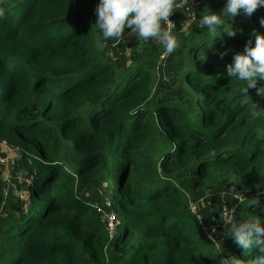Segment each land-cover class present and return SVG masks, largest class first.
Masks as SVG:
<instances>
[{
	"label": "trees",
	"instance_id": "16d2710c",
	"mask_svg": "<svg viewBox=\"0 0 264 264\" xmlns=\"http://www.w3.org/2000/svg\"><path fill=\"white\" fill-rule=\"evenodd\" d=\"M225 2L172 16L181 41L165 59L176 86L165 92L154 74L163 46L152 38L131 48L113 39L123 60L98 47V0H0V139L34 170L26 206L11 195L0 214V264H219L224 254L248 264L256 255L224 235L220 195L230 191L234 220L260 215L247 201L264 188L255 183L264 175V96L241 95L226 66L252 29L264 34V8L229 19L234 36H209L196 21ZM243 189L248 198L233 196ZM206 193L198 221L188 199ZM85 194L109 195L121 229L114 240Z\"/></svg>",
	"mask_w": 264,
	"mask_h": 264
},
{
	"label": "clouds",
	"instance_id": "9594fccd",
	"mask_svg": "<svg viewBox=\"0 0 264 264\" xmlns=\"http://www.w3.org/2000/svg\"><path fill=\"white\" fill-rule=\"evenodd\" d=\"M178 1L98 0V4L94 8L96 15L94 24L99 29L103 41L98 44V47L103 49L109 39L118 41L125 35V29H128L127 34H134L140 41H147L149 38L158 40L163 46L161 53L165 52L168 56L178 46L177 39L172 34L174 28L172 16L181 12L188 14L194 9L186 12L181 8L182 4ZM183 3L187 4L188 0H183ZM198 4L194 7H197ZM258 8H264V0H226L224 7L219 13L205 8L203 14L196 21V25L206 29L209 36H217L224 32L231 37L236 34V29L228 22L229 19L238 15L251 17ZM259 23L264 28V17L260 18ZM226 54L227 50L220 52L219 56L223 58ZM167 56H165V59ZM226 67L227 76L231 80L243 82L242 86L238 88L241 95H248L249 89H255L261 96H264V34L252 29L249 38L244 44L243 51L234 52L231 56V63ZM258 82H260L259 86ZM249 112L253 117L258 115L255 103L249 105ZM32 183L33 179L30 184ZM30 184L24 187L28 193ZM85 195L86 198H89L91 207L97 211L106 233L103 212L112 211L115 213L116 233H118L119 218L115 209L112 208L110 198L108 200L106 197H102V201L99 202L91 194ZM262 197H264V188H259L256 194L247 201V206L259 208L260 215H254L242 221H236L232 217L223 220L226 228L224 235L231 237L237 247L242 248L244 253L249 252L253 248L256 250V255L248 261V264H264V218H262L264 217V204H262ZM106 202L109 203V206L106 205ZM98 203L100 206H98ZM95 204L103 212L98 211L97 207H94ZM2 210L4 211V209ZM197 219L199 221L202 218L197 217ZM209 238L213 239L211 232L209 233ZM219 264H242V261L237 256L229 255L226 258H221Z\"/></svg>",
	"mask_w": 264,
	"mask_h": 264
},
{
	"label": "rangeland",
	"instance_id": "374dc122",
	"mask_svg": "<svg viewBox=\"0 0 264 264\" xmlns=\"http://www.w3.org/2000/svg\"><path fill=\"white\" fill-rule=\"evenodd\" d=\"M180 20H186V25L184 26V28H186L187 25H188V23H189V21H190V18L189 17H185L183 19L180 18ZM183 24L184 23L182 22L181 25H183ZM180 35L182 37L184 35L182 33L181 29H180ZM176 39H177V42L179 44L181 40L179 38H177V37H176ZM112 40L113 39H109L105 43V47L104 48H105L106 52H108L107 54L110 57H112L114 59L117 58V59H120V60H123V59H126L127 58V53L124 52V50L122 49V47H120V45H121L120 43L121 42L127 43L130 48L133 46V43H141V42H144V41L138 40L135 37L134 34L133 35H128L127 32H125V35L121 37L119 44H117V42H115V43H113L111 45L110 42H112ZM131 40H134V41H131ZM153 40L156 42V44H159V46H162L158 40H156V39H153ZM100 42H103V41L101 40ZM173 59H174V57H171L170 58V62L173 63L174 62ZM165 64L167 65L168 63L165 62ZM167 70H169V69L168 68H165V67L160 68L156 64V66L154 68L155 81L157 83L156 86L157 87L164 88V90H166L165 92H168V90L174 91L175 88H176V86L173 83V78L170 76L172 73L167 74ZM1 154H8V157L11 160L9 162L10 165L8 167H6V168H0V178L2 179V177H1L2 172L8 173L11 176V178H12L11 180H12V182L14 184V187L12 188V190L13 191H14V189L18 190L20 193H22V196L25 195V194H27V193L24 192L25 191V188L24 187H26V183L23 182V179L24 178L31 177V175L34 173V170L33 169L31 170V165H30V162H29L30 158L27 155H23V157L20 158L19 161L13 163V160L12 159H14L15 154H13L10 151H8L6 145L1 144V141H0V155ZM19 156H22V153H21V155L19 154ZM28 173L31 174V175H29ZM257 182H264V175L261 176L260 178H258L255 181V183H257ZM190 188H191V186H190ZM193 188H194V191H195V194H196L199 191L198 190V187L193 186ZM221 189H225V188H221ZM103 190H104L103 186L102 185H99L98 186V191H100L102 193ZM245 190L246 189H243L242 191H240L239 192L240 194H238L237 197L238 198H241V199L248 198L249 195H247V193H246ZM106 191L109 192V187H107ZM119 193H120V191L118 192V189L117 188H114V185L113 186H110V196L113 198V200L115 202H117L119 200V198H120V194ZM198 194H200V193H198ZM11 195L15 196V198H18L13 192H11V194L6 199H3L2 198V202L0 203V208H1V205H2V209H5L6 211H3V210L1 211L0 210V214L2 212L5 214L8 211V208H5V207L7 206V201H9V198H10ZM104 195L109 200V195H107V194H104ZM18 199L20 200L21 204H23V207L26 206V204H27V199L26 198L25 199L18 198ZM98 206H100L99 203H98ZM204 206L205 205H203V207ZM215 220H216V218H215ZM213 227L215 228V225L214 224L211 225V228H213ZM120 231H121V229L119 228L118 229V233ZM118 233L114 232L113 236L110 237V239L111 240H114L116 238V236H117ZM226 256H227L226 254L221 255V258H223V257L226 258Z\"/></svg>",
	"mask_w": 264,
	"mask_h": 264
},
{
	"label": "built area",
	"instance_id": "2783aa9c",
	"mask_svg": "<svg viewBox=\"0 0 264 264\" xmlns=\"http://www.w3.org/2000/svg\"><path fill=\"white\" fill-rule=\"evenodd\" d=\"M200 1H202V0H188L187 4H184L183 0H179L178 2H180L182 4L181 8L184 11L190 12L194 8V6H196ZM166 55L167 54L165 52L161 53V55H160V58L157 62V66H159L160 68L164 67V65H165L164 60H165ZM0 141H1V144L6 145L8 151L15 154L14 159H12L13 163H14V161L23 157V155L19 156V154L21 155L22 152L17 147H8L6 144V141L4 139H1ZM10 160L11 159H9L8 154H1L0 155V168L8 167L10 165V163H9ZM1 177L3 180V184H2V197H3V199H6L11 194V192H13L20 199H25V198L27 199L28 198L29 193L26 190L24 192L27 194H25L23 196H22V193H20L18 190H16V189H14V191L12 190V188L14 187V184L11 180L12 179L11 176L8 173L2 172ZM31 181H32L31 177L23 179V182H25L26 185L30 184ZM238 194H240V193L238 192V193L234 194L233 196L238 198L237 197ZM207 196H208V194L200 197L197 200L188 199V209L190 210V212L193 215L196 216V218L200 217L199 211L201 209V206L205 205V199H207ZM220 198H221V202H222V205H221L222 212H221L220 216L222 217L223 220L228 219L229 217H232V213L234 212V204L231 205V202H233V200L231 199L229 192H223L220 195ZM106 205L109 206V203L106 202ZM94 207H97L98 211H102L97 206V204H95ZM103 215H104V220L106 223V230H107L108 236L110 235L109 236V239H110V237L113 236L114 232H116V215L112 211L111 212L105 211V212H103Z\"/></svg>",
	"mask_w": 264,
	"mask_h": 264
}]
</instances>
